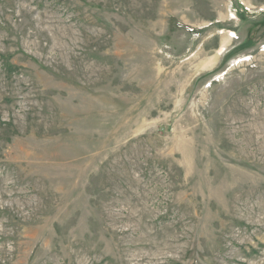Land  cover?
<instances>
[{
	"label": "rangeland",
	"instance_id": "1",
	"mask_svg": "<svg viewBox=\"0 0 264 264\" xmlns=\"http://www.w3.org/2000/svg\"><path fill=\"white\" fill-rule=\"evenodd\" d=\"M0 264H264V0H0Z\"/></svg>",
	"mask_w": 264,
	"mask_h": 264
}]
</instances>
